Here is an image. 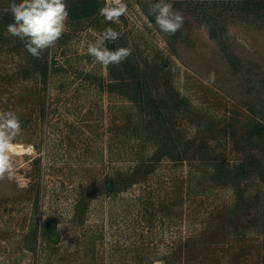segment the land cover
<instances>
[{"label": "rangeland", "instance_id": "obj_1", "mask_svg": "<svg viewBox=\"0 0 264 264\" xmlns=\"http://www.w3.org/2000/svg\"><path fill=\"white\" fill-rule=\"evenodd\" d=\"M174 1L184 16L176 37L152 21L148 9L156 0H125L128 13L119 24L99 14L69 18L56 46L35 59L6 31L13 0H0V110L15 112L24 129L15 141L22 150L12 157L15 175L0 179V264H164L166 256L170 264H264L262 181L245 184L243 239L219 228L190 258L181 243L207 231L211 216L232 200L231 189L203 180L206 170L196 159L179 164L162 158L141 182L104 189L107 178L122 181L156 147L145 134L153 126L126 93L157 100L170 83L192 113L214 124L236 120L245 128L260 123L250 107L264 114V28L234 13L233 2ZM107 27L122 31L112 50L133 48L120 66L105 68L87 53ZM219 33L226 44L217 47ZM222 53L232 56L237 71ZM115 84L122 91L106 90ZM160 119L154 132L178 145L197 134L193 120L174 109ZM207 143L230 164L247 153L264 161V135L244 151L221 134ZM34 226L31 252L24 236Z\"/></svg>", "mask_w": 264, "mask_h": 264}, {"label": "trees", "instance_id": "obj_2", "mask_svg": "<svg viewBox=\"0 0 264 264\" xmlns=\"http://www.w3.org/2000/svg\"><path fill=\"white\" fill-rule=\"evenodd\" d=\"M214 5L228 3L233 4L231 9L234 13L245 15L251 23H257L260 28H264V0H212ZM175 7L177 4L174 0H168ZM101 4L96 0H69L68 10L71 20L80 18H90L99 14ZM155 19L152 18V21ZM186 21V20H185ZM213 29H218L214 26ZM210 30V29H209ZM215 38L217 47L226 44V39L223 33ZM177 35V34H176ZM174 36H169L171 39ZM169 39V42H170ZM112 43H108V48L112 50ZM223 60L228 63L232 69L238 70L234 65L232 56L221 54ZM42 69L47 70V63L42 64ZM118 85H109L106 90H119ZM126 92V91H123ZM132 101L136 102L140 110L147 116L148 123L153 126L149 132L145 131L148 137L155 141V151L152 156L145 161L138 162L129 175L122 181L118 182L115 179L107 178L104 183V189L109 192H117L124 189L126 185L136 184L144 180V178L151 173L157 161L162 158H168L174 163H190L196 159L205 168L202 178L205 182H210L213 186H222L231 189L232 200L226 207L220 209L216 215L211 216V222L208 225V230L200 233L198 236L191 237L186 242L181 243L180 250L184 252L185 258H190L201 249H205L207 245L214 240L216 234L219 235V228L225 230L234 236L243 239L244 232L247 230L241 222V216L248 207V198L246 197V182L249 178H254L264 182V161L247 153L238 163L230 164L221 154H215L208 147L207 140L214 139L218 134L228 137L239 151L250 150L255 142L264 135V114L257 113L254 107L249 108V112L260 117V123H252L247 127L239 125L238 121H224L222 124H214L210 121H205L204 116L192 113L188 108L185 99L178 95L170 86V83L164 87V95L157 100H149L144 97H137L126 93ZM258 106V103L255 104ZM264 105V104H261ZM167 109H174L182 115L190 118L196 124V136L188 139L184 143L178 145L174 138L165 136L164 133L156 134L154 131L161 122L162 112ZM264 110V106L260 107ZM260 112V111H259ZM160 125V123H159ZM43 236H47L43 229ZM40 235V232H39ZM38 237V228L34 226L24 236L25 248L31 252L35 251L36 240ZM183 257V256H182ZM164 264H170L168 256L162 258ZM175 262V261H173Z\"/></svg>", "mask_w": 264, "mask_h": 264}, {"label": "clouds", "instance_id": "obj_3", "mask_svg": "<svg viewBox=\"0 0 264 264\" xmlns=\"http://www.w3.org/2000/svg\"><path fill=\"white\" fill-rule=\"evenodd\" d=\"M12 21L6 25V31L24 44L26 51L35 59H41L46 50L54 48L67 31L69 10L66 0H13L10 5ZM149 15L155 19L159 30L174 36L183 28L184 16L168 0H156L149 4ZM128 13L125 0H103L99 15L106 22L119 24L121 17ZM122 36V31L107 27L98 33L95 41L87 45V53L94 63L107 68L109 65L120 66L132 55L131 46H117L115 50L107 47ZM210 78H213L210 75ZM23 126L13 111L0 110V179L15 175L13 155L17 145L15 141L23 134Z\"/></svg>", "mask_w": 264, "mask_h": 264}, {"label": "water", "instance_id": "obj_4", "mask_svg": "<svg viewBox=\"0 0 264 264\" xmlns=\"http://www.w3.org/2000/svg\"><path fill=\"white\" fill-rule=\"evenodd\" d=\"M50 232L52 235V241L56 243L58 240V235H57L56 224L54 222L50 223Z\"/></svg>", "mask_w": 264, "mask_h": 264}, {"label": "bare ground", "instance_id": "obj_5", "mask_svg": "<svg viewBox=\"0 0 264 264\" xmlns=\"http://www.w3.org/2000/svg\"><path fill=\"white\" fill-rule=\"evenodd\" d=\"M16 145H17V144H16ZM17 147H18V145H17ZM16 151L20 152V151H22V150H21V148H16Z\"/></svg>", "mask_w": 264, "mask_h": 264}]
</instances>
